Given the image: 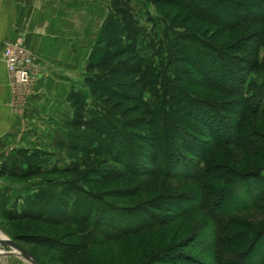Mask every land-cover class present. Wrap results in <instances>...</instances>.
<instances>
[{
  "label": "rangeland",
  "instance_id": "rangeland-1",
  "mask_svg": "<svg viewBox=\"0 0 264 264\" xmlns=\"http://www.w3.org/2000/svg\"><path fill=\"white\" fill-rule=\"evenodd\" d=\"M39 1L45 2L47 11L52 8L72 20L76 13V31L71 25L68 43L77 56L60 57L69 61L71 89L61 120L51 124L57 136L51 146L36 149L38 155L26 154L31 162L27 164L25 156L10 150L16 142L26 143L31 121L20 120L19 136L10 131L0 137V240L16 243L39 264H264V185L255 181L256 172L264 176V150L255 146L246 152L229 145L212 150L210 125L194 119L179 103L189 98L192 103L215 105L223 124L239 127L243 136H264V115L242 114L245 95L220 91L218 81L216 86L209 83L219 79L214 76L217 71L229 68L248 81L247 96L262 93L264 0ZM122 12L132 18L134 37L125 31ZM108 25L119 26L130 51L111 64L139 65L141 71L110 79L108 67L96 66L106 48ZM8 47L21 48L33 60L14 90L26 99L36 86L34 57L20 41ZM81 47L86 50L79 51ZM230 76L228 71L225 87L233 82ZM104 78L114 84L99 83L97 91L89 83ZM73 94L80 105L71 99ZM258 105L253 100L252 106ZM79 111L82 119L95 122L71 125ZM182 132L208 142L203 156L195 157L180 148L179 141L175 143L174 135ZM185 140L196 144L189 137ZM179 154L218 170L222 179L207 193L210 200L225 199L232 190L231 202L217 205L213 217L203 207L177 214L176 198L184 197L189 204L187 196L204 194L196 181L158 172ZM17 169L41 173L21 178L13 173ZM70 190L71 204L88 195L96 206L103 202L111 209L141 214L146 226L139 233L124 234L98 223L97 213L82 218L88 210L82 214L80 208L72 222L14 216L25 209L37 212L39 194L46 196L40 206L48 215L63 192ZM251 193L263 198L251 201ZM129 221V227L139 224ZM0 264L31 263L12 246L0 244Z\"/></svg>",
  "mask_w": 264,
  "mask_h": 264
},
{
  "label": "trees",
  "instance_id": "trees-1",
  "mask_svg": "<svg viewBox=\"0 0 264 264\" xmlns=\"http://www.w3.org/2000/svg\"><path fill=\"white\" fill-rule=\"evenodd\" d=\"M122 13L124 15L123 19H124L125 31L128 33L129 37H134L136 35V32L132 27V23H133L132 18L128 15V13H125V12H122ZM105 33H106V35H105L106 36V48L104 49L102 57L97 62L96 66L98 68H102V69L108 67L109 68L108 73L111 76L110 79H113L114 77H124V76L129 75L130 73H132L134 71H137V72L141 71V68L139 65H137V67H133V66L127 65V64H125V66H123L122 62H118L115 66L111 64L115 60L118 61L117 59L119 57H121L122 55H125V54L127 55L130 51H128L129 47L127 45L123 44V37L121 36L119 26L108 25L105 27ZM131 53L134 55L133 51ZM216 59L218 60V58H216V56L212 58L213 64L216 63ZM225 62H227V61H225ZM92 67L93 66H90V68H92ZM228 71H229V74H231V76L233 74V82L231 80L229 85L227 87H225L224 80H226V76L228 78ZM232 71H234V70L227 68V70H225V71L223 69L221 71H217L218 74H216L215 73V67H214V73H215L214 76L219 77V79L213 78L214 82L215 81L219 82L217 89H219L220 91H222V90L228 91L231 94L242 95V96L245 95L244 99H245L246 106L244 109H241L242 114L243 113H245V114L247 113L250 115L255 114L256 116L264 115V103L262 102V100L264 99V86L261 87L263 89V90L261 89L262 93H260L258 95L253 94L251 96H247L246 94H247V92H249V87H247V89H248L247 90L246 86H250L248 84V81L244 80V78H242V76H240L238 78V76L234 75L237 72L232 73ZM203 72H204V70H203ZM239 72L242 73V70H239ZM110 79H105V78L104 79H91V80H89V83L91 85H94V87H95L94 89L98 91L99 83L110 82L111 84H114V81L110 80ZM216 82H215V84H213L211 82H209V83L212 84L211 86H216ZM71 99L75 101L74 102L75 105H80V102H78V100L76 99V95L75 96H74V94L71 95ZM253 100H255V102L257 101V103L259 105H261V107H253L252 106ZM192 102L193 101H191L189 98H185L184 101L182 100L179 103L183 106H186V108H188V110L190 109L191 113L194 115V119L198 120L204 126L209 127V125H210V129L212 132L211 134H212V137L214 139V140H212V142L210 144V148L212 150L214 148H218V147H222V146L228 147V145L232 146L234 149H237L239 151L241 150V151H246V152H248L252 149L254 150L255 146H256V149H263L264 150V141H263L264 136H260L257 134L250 135L249 137L243 136L242 134H240L239 127H235L232 125L229 126V125L223 124L224 118L222 117L221 111H219L218 107H216L215 105L213 106L212 104H209L205 101H204L205 103H192ZM180 112H183V111L180 110ZM209 114H210V119H208V117H207V115H209ZM211 116H214V118L212 119ZM103 117L104 116L102 115V118ZM82 118H84L82 116V112L79 111V112L75 113V116L71 120L70 124L73 126H77V125H79V123L86 124L89 122V123L93 124V122H95L93 120L86 121ZM98 120H99V118H96V121H98ZM224 134L227 135L226 140L221 142L220 138L222 136H224ZM172 135H170V137ZM182 136H187V137L191 138L193 141H195V143H196L195 146L193 144H189L190 142L185 140V138H187V137L182 139ZM252 138L256 139L258 141V143H254L252 141ZM168 140H170V138H168ZM180 140H181V142H180ZM174 141H175V143H177L179 141L180 148H183L184 150H186V148H187L188 150H186V151H188L189 153H191L195 157L203 156L204 153L202 154V150L205 149L206 143H208V142H203L201 139L197 138L196 136L191 135L190 133H188V135L187 134L185 135L184 133H183V135L176 134V135H174ZM246 143H248V144H246ZM74 147H77V146H74ZM29 152L34 153V155H38L39 153H41L39 151H30V150H24V149H20V150L16 151L17 154H21V155L25 156V158H24V161L26 160L25 163L31 164L30 159L28 160L26 158V154H28ZM14 164H16V163H14ZM142 166H144V164H142ZM144 167H146V166H144ZM150 171H152V170H150ZM34 172L37 174L41 173L40 170H37V171L30 170V171L21 173L19 171V169L15 170L13 173L20 175L21 178H24V177H27L28 175L35 174ZM158 172L161 175L166 176V177H170V178H181V179H186V180H190V181L191 180L196 181L200 185V187L203 189L204 194L203 195L201 194L200 197L187 196L190 199L189 204L184 203V201H183L184 197L176 198L175 202L178 205H177V208L175 210L177 211V214H183V213L185 214L186 212H189L191 210H196V209H200L201 207H203L206 209L208 208V212H210V215L213 217L214 215H213L212 210L214 208H216L217 205H218V207H220L221 205H223V203L226 202V200H228V202H231V200L233 199V193L231 190L232 195L230 193L228 195H225L224 196L225 199L221 198L220 200H217V201L210 200V198L207 197L208 196L207 193L208 194L210 193L209 190L212 188V185L216 186V184H218L220 182L222 177L220 175H218L217 169L206 168L202 164H198L196 162V160L190 158L189 156L188 157L184 156V154H182V155L179 154L178 157H174V159L170 165H168V166L165 165L164 168H159ZM255 174H256L255 176L259 177L255 181L257 182L258 185L260 184L261 186H263L264 185V176L263 175L261 176L260 172H256ZM212 177L215 179H213ZM263 188L264 187H262L261 190ZM74 191H75V189H74ZM72 192H73V190H70L68 194L63 192L62 196L59 197V200H57V202H55L54 212H52L48 215L46 214L47 211L44 208H41V206H40V204L44 203V199L46 198V196L40 197L39 196L40 194H39L38 195L39 206H38L37 212H31V211H29V209H25L20 213H14V216H16L20 219L36 218V219L43 221V222L54 221V223H55V222H60V221L64 222V221H68V220L72 222L73 220H76V214L78 213V210L80 208L81 209L80 213H82V214L85 213L84 212L85 210L86 211L88 210L86 212L87 216H82V218L86 217V219H87L89 217H92V215L94 213H97V217H98L97 222L98 223H104V225L112 227L115 230L118 229L121 233H124V234L132 233V232L139 233L146 226V223H143L145 218L143 216H141V214H139V213H128L126 211H121V210L114 209V208L111 209V207L105 206V204L103 202L100 203V206H96L97 204H95L93 202V200L91 201L90 197L88 195L80 198L79 200H78V197L75 198L73 204H71L72 201L70 200V198L72 196ZM79 194H83V193L81 192ZM250 195L252 196L251 201H259L260 199L263 198L260 195L254 197L255 196L254 193H251ZM95 208H97V210ZM129 220H132L133 222L135 220H137L139 222L138 226H136V227L127 226L128 224L131 223Z\"/></svg>",
  "mask_w": 264,
  "mask_h": 264
},
{
  "label": "crops",
  "instance_id": "crops-1",
  "mask_svg": "<svg viewBox=\"0 0 264 264\" xmlns=\"http://www.w3.org/2000/svg\"><path fill=\"white\" fill-rule=\"evenodd\" d=\"M75 14L72 20L52 8L47 11L39 0H0V137L10 131L19 136L20 120L31 121L26 143L16 142L10 152L47 150L56 136L51 124L61 120L71 89L69 61L61 58L77 56L68 43L71 25L76 31ZM19 41L32 53L37 72L35 90L26 99L15 95L21 81L9 73L3 58L4 49Z\"/></svg>",
  "mask_w": 264,
  "mask_h": 264
},
{
  "label": "built area",
  "instance_id": "built-area-1",
  "mask_svg": "<svg viewBox=\"0 0 264 264\" xmlns=\"http://www.w3.org/2000/svg\"><path fill=\"white\" fill-rule=\"evenodd\" d=\"M8 71L11 75L22 81L25 70L32 64L33 60L19 47H6L3 52Z\"/></svg>",
  "mask_w": 264,
  "mask_h": 264
},
{
  "label": "water",
  "instance_id": "water-1",
  "mask_svg": "<svg viewBox=\"0 0 264 264\" xmlns=\"http://www.w3.org/2000/svg\"><path fill=\"white\" fill-rule=\"evenodd\" d=\"M0 244H8L15 248L17 251H19L20 255L30 262L31 264H39L27 251L23 250L21 247H19L16 243L8 241V240H0Z\"/></svg>",
  "mask_w": 264,
  "mask_h": 264
}]
</instances>
